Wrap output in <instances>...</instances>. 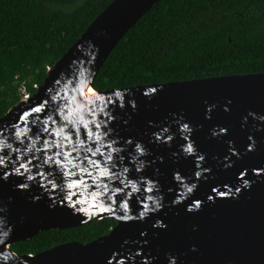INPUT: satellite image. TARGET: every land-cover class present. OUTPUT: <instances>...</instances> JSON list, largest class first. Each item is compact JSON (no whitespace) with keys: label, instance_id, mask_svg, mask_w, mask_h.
<instances>
[{"label":"water","instance_id":"1","mask_svg":"<svg viewBox=\"0 0 264 264\" xmlns=\"http://www.w3.org/2000/svg\"><path fill=\"white\" fill-rule=\"evenodd\" d=\"M159 1L114 0L0 118V264H264V73L93 86ZM104 217L88 243L11 249Z\"/></svg>","mask_w":264,"mask_h":264},{"label":"trees","instance_id":"2","mask_svg":"<svg viewBox=\"0 0 264 264\" xmlns=\"http://www.w3.org/2000/svg\"><path fill=\"white\" fill-rule=\"evenodd\" d=\"M114 0H0V118L43 84L48 68ZM264 73V0H160L119 40L94 88L106 91L224 75ZM117 224L109 217L41 231L11 245L37 254L88 243Z\"/></svg>","mask_w":264,"mask_h":264},{"label":"built area","instance_id":"3","mask_svg":"<svg viewBox=\"0 0 264 264\" xmlns=\"http://www.w3.org/2000/svg\"><path fill=\"white\" fill-rule=\"evenodd\" d=\"M20 93L23 99H28L31 96V94H29L24 84H22V86L20 87Z\"/></svg>","mask_w":264,"mask_h":264}]
</instances>
